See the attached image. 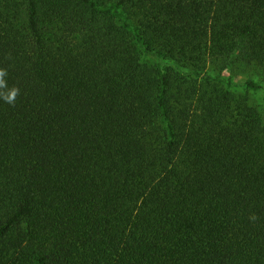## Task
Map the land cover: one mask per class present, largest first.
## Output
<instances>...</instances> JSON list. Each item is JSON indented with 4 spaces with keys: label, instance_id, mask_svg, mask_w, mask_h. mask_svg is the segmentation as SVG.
Segmentation results:
<instances>
[{
    "label": "trees",
    "instance_id": "1",
    "mask_svg": "<svg viewBox=\"0 0 264 264\" xmlns=\"http://www.w3.org/2000/svg\"><path fill=\"white\" fill-rule=\"evenodd\" d=\"M0 69V264H264V0H0Z\"/></svg>",
    "mask_w": 264,
    "mask_h": 264
},
{
    "label": "rangeland",
    "instance_id": "2",
    "mask_svg": "<svg viewBox=\"0 0 264 264\" xmlns=\"http://www.w3.org/2000/svg\"><path fill=\"white\" fill-rule=\"evenodd\" d=\"M225 75L229 76L230 73L229 71L225 72ZM232 81H233V88L238 92V93H245V88L244 86H242V81H243V77L239 76V77H232ZM260 82V81H258ZM262 83L264 84V82L262 81ZM264 86V85H262ZM259 86L256 89H251L250 90V94L252 97V101L256 104L259 105L262 113H263V117H264V92H263V87Z\"/></svg>",
    "mask_w": 264,
    "mask_h": 264
},
{
    "label": "clouds",
    "instance_id": "3",
    "mask_svg": "<svg viewBox=\"0 0 264 264\" xmlns=\"http://www.w3.org/2000/svg\"><path fill=\"white\" fill-rule=\"evenodd\" d=\"M7 75V72L5 69H0V90L7 89V91H0V97L4 99L5 102L9 104H14L15 99L19 93V88L16 86L11 87L10 89L7 88L6 81L4 77ZM252 219H255V216L251 217Z\"/></svg>",
    "mask_w": 264,
    "mask_h": 264
}]
</instances>
